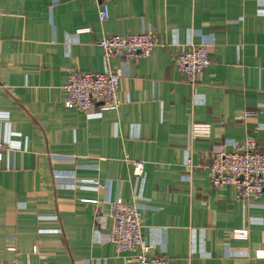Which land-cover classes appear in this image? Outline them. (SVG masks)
Here are the masks:
<instances>
[{
  "label": "crops",
  "instance_id": "crops-1",
  "mask_svg": "<svg viewBox=\"0 0 264 264\" xmlns=\"http://www.w3.org/2000/svg\"><path fill=\"white\" fill-rule=\"evenodd\" d=\"M100 2L0 0V135L20 146L0 162V261L133 264L109 238L108 200L121 198L169 264H264V193L250 207L209 173L247 135L264 152V0H108L105 20ZM142 30L160 43L148 57L104 61L103 36ZM190 41L210 59L193 83L172 65ZM69 68L118 73V109L67 108ZM192 121L209 137L190 141Z\"/></svg>",
  "mask_w": 264,
  "mask_h": 264
},
{
  "label": "built area",
  "instance_id": "built-area-1",
  "mask_svg": "<svg viewBox=\"0 0 264 264\" xmlns=\"http://www.w3.org/2000/svg\"><path fill=\"white\" fill-rule=\"evenodd\" d=\"M109 17L108 0L99 3V18ZM160 45L151 30L135 33L110 34L98 41L105 62L117 56L126 62L136 63L148 57L153 48ZM210 62L208 46L204 43L188 42L186 49L179 51L172 59L173 67L192 83L202 78ZM119 74L109 69L102 72H86L78 68H69L64 90V105L67 108L83 112L87 117H98L99 109L116 110L120 106L118 96ZM245 110L243 117L251 114ZM8 113H0V120L8 122ZM211 123L192 121L187 126V138L191 140L208 138ZM231 150H221L213 154L209 165L210 181L213 186L232 185L236 198L247 202L248 206H260L254 202L264 193V152L259 149L255 137L247 135L243 141L231 143ZM13 149H20L19 144L10 135H0V162L4 155ZM127 161L133 165V174H143V162ZM191 166V158L186 160ZM251 200V201H249ZM85 202L98 203L96 199H84ZM108 216L111 220L110 241L117 253L131 252L133 264H169V259L162 253L152 252L154 245L149 243L143 234L142 220L135 203L125 202L121 198L108 200ZM246 229L232 230L234 237L246 236ZM263 256L258 250L255 256ZM0 264H18L16 261H0Z\"/></svg>",
  "mask_w": 264,
  "mask_h": 264
}]
</instances>
